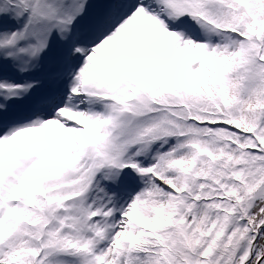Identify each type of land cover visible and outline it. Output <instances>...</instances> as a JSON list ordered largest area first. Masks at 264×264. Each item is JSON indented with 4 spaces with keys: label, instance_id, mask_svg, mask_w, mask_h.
<instances>
[{
    "label": "snow or ice",
    "instance_id": "snow-or-ice-1",
    "mask_svg": "<svg viewBox=\"0 0 264 264\" xmlns=\"http://www.w3.org/2000/svg\"><path fill=\"white\" fill-rule=\"evenodd\" d=\"M0 264H264V0H0Z\"/></svg>",
    "mask_w": 264,
    "mask_h": 264
}]
</instances>
